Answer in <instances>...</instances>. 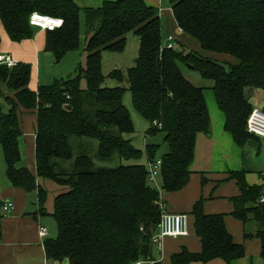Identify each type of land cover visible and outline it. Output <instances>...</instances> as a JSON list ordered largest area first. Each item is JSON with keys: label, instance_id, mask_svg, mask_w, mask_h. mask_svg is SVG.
I'll list each match as a JSON object with an SVG mask.
<instances>
[{"label": "trees", "instance_id": "16d2710c", "mask_svg": "<svg viewBox=\"0 0 264 264\" xmlns=\"http://www.w3.org/2000/svg\"><path fill=\"white\" fill-rule=\"evenodd\" d=\"M168 2L180 33L201 51L234 60L228 71L174 42L171 35L173 45L168 48L162 39L159 10L143 0H108L96 10H81L73 0H0V24L13 43L34 37L35 28L29 25L33 13L63 20L60 29L45 32L44 50L57 62L78 48L81 14L85 20V64L77 67L74 76L31 91L29 64L16 63L10 69L0 66V150L9 184L35 192L39 216L45 215L47 193L29 170L20 166L18 111L22 109L34 111L36 116V176L63 188L53 202L57 235L42 243L50 263L154 261L151 238L158 232L160 205L164 206L159 189L175 193L188 184L197 135L211 133L204 91L183 76L181 65L213 82V96L224 117L223 129L237 148L242 150L253 136L246 131L253 108L244 90L264 91V0ZM130 33L139 42L134 65L127 69L126 77L119 70L110 77L118 84L126 81L135 111L149 124L146 136L162 134L167 152L159 157V145L145 144L141 152L125 138L134 132L122 103L125 88L103 87L102 54L121 53ZM3 103L8 105L7 111ZM82 139L97 142V157L102 161L116 156L135 163L95 168L83 153L89 142ZM143 153L147 163L160 161L155 183L149 182L147 167L136 163ZM229 179L236 181L240 192L232 200L231 216L245 227V241L259 240L264 264V204L259 203L264 190L249 186L243 171L229 173ZM2 208L0 200V221L5 216ZM190 215L200 251L190 253L181 248L170 256L169 264L214 260L232 264L244 257L243 245L235 244L225 228L224 215H205L202 200L194 204ZM249 226L256 231L252 233Z\"/></svg>", "mask_w": 264, "mask_h": 264}, {"label": "crops", "instance_id": "0c3cea01", "mask_svg": "<svg viewBox=\"0 0 264 264\" xmlns=\"http://www.w3.org/2000/svg\"><path fill=\"white\" fill-rule=\"evenodd\" d=\"M104 1L108 0H73L81 10H96ZM143 1L147 6L157 9L160 2V0ZM169 13L166 23H162V31L164 32L163 42L166 41L165 38L167 36L171 35L174 37V42L188 49L183 42L186 41L193 44L192 40L183 33H180L170 9ZM159 15L161 20L162 15L160 14V10ZM82 17L84 19L83 14ZM86 34L84 46L86 45ZM0 41V54L11 56L16 63H24L31 66L29 88L31 91H37L39 83H34V70L35 68H40L41 58L49 59L48 55L50 54L44 50L45 32L35 29L34 37L31 40L13 43L8 39L0 24ZM193 45L192 50L198 52L204 58L206 56L222 57V55L203 52L197 44ZM76 70L77 67L73 70L74 73L72 75L69 73L67 76L60 77L59 79L73 76ZM251 95H253V92ZM9 98L12 100V96ZM211 99L214 102L212 100L209 103L208 101L206 102L211 123V133L209 136L203 134L197 135L194 160L190 167L191 175L188 184L182 190L175 193L166 194L159 189L160 198L167 213L187 216L188 234L176 239L165 238L162 244V253H154L155 259L153 260L160 264H169L170 256L179 252L181 248L187 249L190 253L200 251V242L194 233V219L190 215V212L194 204L202 200L203 213L205 215H224L225 228L231 235L233 242L244 247V257L234 261L232 264H244L246 260H249V258H245L248 254L252 255L251 259L255 261V264H257V261L258 264H263L260 258L259 240L251 239L245 241V227L231 216L234 209L232 200L237 198L240 192L236 181L229 179V173L243 171L245 173V181L249 186L256 185L264 189V176L260 173V170H264V139L258 136H250L242 150L237 148L231 136L223 129L224 117L217 108L214 96ZM7 109L8 105L3 103V110L7 111ZM27 114H30L34 118L32 137L34 140L33 147L35 148L36 116L34 111L19 109V129L20 118ZM20 166L26 167L22 164ZM252 168H255L253 171L257 172L256 179L253 178L254 174L250 176L252 174H250L249 170ZM28 170L35 177L37 185L44 190L45 179H40L36 176L35 159L34 166L32 168L29 167ZM62 190L63 188L59 187L58 190L54 191V199ZM0 200L3 204L10 202L13 205L11 212L0 221V264H45L47 260H45L42 247L44 239H41L37 234V224H44V217L46 215L52 217V208L48 207L49 213L44 208L45 215L39 216L36 193H27L21 188L12 187L6 178L5 165L3 168L0 167ZM248 230H251L252 233L256 231L254 226H249ZM206 264L225 263L221 260H214Z\"/></svg>", "mask_w": 264, "mask_h": 264}, {"label": "rangeland", "instance_id": "374dc122", "mask_svg": "<svg viewBox=\"0 0 264 264\" xmlns=\"http://www.w3.org/2000/svg\"><path fill=\"white\" fill-rule=\"evenodd\" d=\"M169 2L168 0H160L158 10H160V14L162 15L161 24L166 23L167 18L169 16ZM86 34V27L85 22L81 14L80 18V31H79V45L78 48L67 54L65 57H63L60 61H55L53 55L49 54V59L47 58H41V64L40 68H35L34 70V83H39V86L44 85H51L54 83V79H59L60 77H65L69 73L72 75L74 72L73 70L78 67L84 66L85 63V55H84V39ZM166 36V35H165ZM162 39L164 40V32L162 31ZM166 39V38H165ZM193 44H196L194 41H192ZM186 44V47L188 49L199 56H201L198 52H195L193 49L194 45L190 44L186 41L183 42ZM138 38L133 33H130L126 37V44L125 48L121 53H114V52H103L102 54V74L104 77V83L103 87H123L125 88V91L123 92L122 96V103L126 107V109L129 111L130 118L132 120L134 132L131 135H126L125 138L131 140V144L137 149L143 152L145 144H156L159 145L157 157L167 152V146L163 143V136L162 134H157L155 137L148 138L146 136V132L148 130L149 124L135 111L132 99L129 91L127 90V83L124 80V82H120L121 84L116 83L113 79H111V73L114 70H119L124 77H126V71L128 68L132 67L134 65V61L137 58L138 55ZM45 56V55H43ZM203 57V56H201ZM209 60L216 61L220 65H222L225 69V71H228L230 69V66L234 63V60L228 57H205ZM181 72L183 76L195 87L202 88L204 91V97L205 101L208 103L211 102V100L214 102L213 99V82L203 79L198 71L191 70L190 67L181 65L180 66ZM75 75V74H74ZM73 75V76H74ZM34 85V84H33ZM84 82L82 83V86L84 87ZM38 86V87H39ZM37 87V88H38ZM249 92H251L249 94ZM253 92V95H251ZM244 95L250 105L253 109H257L259 111H262L264 109V91L260 89H252V88H246L244 90ZM5 109V105H4ZM33 125H34V118L30 115H24L20 118V129H21V136L19 138V151H20V158H21V164L26 166L28 169L29 167L34 166V140L32 137L33 131ZM73 140L71 139V145L73 149V154L76 155L78 152L74 149L73 146ZM83 141L89 142L88 148L85 152H83L85 155L90 157L92 160L95 168H116L121 165H129L134 164L135 161H123L120 160L118 157H112L110 160L102 161L98 159L97 157V149L98 145L96 141H90L82 139ZM136 163L147 166V159L146 156L141 155L140 159L136 161ZM0 167H4V161L1 155L0 151ZM255 168H252L249 170L250 176H253V178H257V172L253 171ZM260 173L262 176H264V170H260ZM260 177V176H259ZM44 181V180H43ZM44 191L47 193L46 199H45V209L46 212H48V207L52 208L53 210V202H54V191L59 189V185H57L55 182L45 179L44 181ZM264 190V189H263ZM11 212V211H10ZM9 212V213H10ZM6 213L5 215L9 214ZM42 224V223H41ZM46 231H48V234L45 238H55L57 235V227L54 219L50 217V215H46L44 217V224H42ZM153 254V259L154 258ZM158 257V256H157ZM245 258H249V260H246L244 264H255V261H252V255L248 254L245 256ZM46 260V259H45ZM155 261V260H154ZM157 263V261H155ZM258 264V261H257Z\"/></svg>", "mask_w": 264, "mask_h": 264}, {"label": "built area", "instance_id": "2783aa9c", "mask_svg": "<svg viewBox=\"0 0 264 264\" xmlns=\"http://www.w3.org/2000/svg\"><path fill=\"white\" fill-rule=\"evenodd\" d=\"M29 25L35 29L43 32H52L60 29L63 26V20L59 18H52L33 13L29 18ZM167 47L171 48L173 45V38L169 36L166 40ZM16 62L11 56L7 54H0V66L8 69L14 67ZM246 131L248 134L258 136L264 139V112L253 109L246 122ZM147 170L149 174V182L155 183L158 171L160 168V161L147 163ZM260 204H264V192L259 200ZM161 206V218L159 222L158 232L151 238L156 254L162 253V244L165 238L176 239L184 237L188 234V218L183 214L167 213L163 205ZM13 208L10 202L3 204L2 212L9 213ZM37 234L41 239H45L47 231L45 227L37 224ZM45 264H54L48 261ZM136 264H155V261H139Z\"/></svg>", "mask_w": 264, "mask_h": 264}, {"label": "water", "instance_id": "95a60500", "mask_svg": "<svg viewBox=\"0 0 264 264\" xmlns=\"http://www.w3.org/2000/svg\"><path fill=\"white\" fill-rule=\"evenodd\" d=\"M67 109H70L69 107H67ZM156 231V227L152 228V232Z\"/></svg>", "mask_w": 264, "mask_h": 264}]
</instances>
